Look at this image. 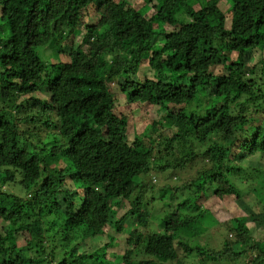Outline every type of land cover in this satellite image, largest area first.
<instances>
[{"label":"trees","instance_id":"trees-1","mask_svg":"<svg viewBox=\"0 0 264 264\" xmlns=\"http://www.w3.org/2000/svg\"><path fill=\"white\" fill-rule=\"evenodd\" d=\"M136 1L0 0V264H264V0ZM121 97L161 115L131 144Z\"/></svg>","mask_w":264,"mask_h":264},{"label":"rangeland","instance_id":"rangeland-1","mask_svg":"<svg viewBox=\"0 0 264 264\" xmlns=\"http://www.w3.org/2000/svg\"><path fill=\"white\" fill-rule=\"evenodd\" d=\"M144 5L142 0H137L136 4H135V8L136 9H140L142 6ZM221 7L226 9L227 4L226 3H222ZM87 21H90L91 23H95V17H89L87 16ZM40 52H42L46 57H48L51 61L55 62L56 60L63 62L65 60H67V57L64 55H58L55 57L53 55V52L48 50V49H44L41 50ZM259 51H256L255 55H254V59L253 61L256 62L258 61L260 58L264 59V54L262 53H257ZM260 55V56H259ZM235 55H233L232 57H234ZM217 73H219V71H216ZM138 80L140 81H144L146 78H151V70L149 67H147V65H143L141 67V70L139 72V74L137 75ZM35 96L44 99L46 96L43 94H35ZM118 112L122 113L126 119H127V123H128V127H129V132L127 135V141L131 144L134 140V136L136 135H140L146 128H148L151 123L153 121L159 120L161 115L157 112V108L156 107H152V106H148V105H143L140 106L137 103H133V104H129L127 103V101L125 100L124 97L119 98V106H118ZM186 148V147H185ZM188 152V148L187 151ZM262 163L264 164V160L262 161ZM201 164L200 162L197 160H194L185 170H182L181 173V177L183 180L185 179H191L194 177V175L201 169ZM264 170V168H263ZM154 178V177H152ZM240 178V179H239ZM157 179V178H156ZM164 181H168V179L166 178L165 174H162L161 177L159 178ZM236 179V178H235ZM143 182H148L147 178L146 180L143 179ZM152 182H154L152 180ZM236 185L239 186V188L242 190V192H246L249 189H251L250 187V183L249 180L245 178V176L240 175L237 177L236 180ZM259 186V182L255 181V183L252 185V188H257ZM7 189H9V187H7ZM10 191H14L15 193H18V188L17 187H12L10 189ZM210 202L211 205L209 207V215L214 218L215 220H217V222L219 224H223L226 221L233 219V218H238L241 216H245L246 212L249 211V209L245 206V204L243 202H236L235 201V196H230V198L225 199V201H219L218 199H213L210 198ZM255 219L259 218V216H255ZM211 223V221H210ZM209 221H206L205 223H203V226L205 228H208ZM258 227H260V225H257ZM256 226V227H257ZM257 227V228H258ZM256 228V233L258 234L257 236L260 237L261 234H264V228H259L257 230ZM216 230L212 229L211 227L208 229V235H201L199 236L197 239H195L194 242H196V244H199L200 246L206 245L208 247H216L218 244V240L216 238L215 235H213L212 231ZM109 234H111V236L113 237V241L115 243H118L121 246V251L126 250L127 245H126V238L127 235L124 233H118L114 230H111L109 232ZM260 235V236H259ZM264 236V235H263ZM229 238H233L232 234H229L228 236ZM113 249H109V252H113ZM120 262V260H119ZM121 263V262H120ZM119 263V264H120Z\"/></svg>","mask_w":264,"mask_h":264}]
</instances>
